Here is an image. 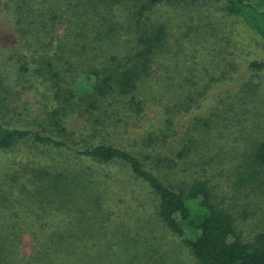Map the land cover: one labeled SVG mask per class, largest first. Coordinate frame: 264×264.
<instances>
[{
	"label": "trees",
	"instance_id": "16d2710c",
	"mask_svg": "<svg viewBox=\"0 0 264 264\" xmlns=\"http://www.w3.org/2000/svg\"><path fill=\"white\" fill-rule=\"evenodd\" d=\"M208 3L263 56L181 124L238 70L207 63L220 19L177 38L165 19ZM0 26V264H264V229L235 217L264 219V0H0Z\"/></svg>",
	"mask_w": 264,
	"mask_h": 264
},
{
	"label": "rangeland",
	"instance_id": "374dc122",
	"mask_svg": "<svg viewBox=\"0 0 264 264\" xmlns=\"http://www.w3.org/2000/svg\"><path fill=\"white\" fill-rule=\"evenodd\" d=\"M172 10V11H171ZM208 16L211 21H214L215 24H218V19H220L219 22V43L222 46V53L221 55L218 54V56H212L210 58V61L207 62L211 65V63L214 65L211 67L210 70H214L215 67L220 66V68H216V75L220 73H224L226 77L230 76V67L228 65V62H234L238 70L234 72V79L232 82H229V84L224 85L220 84L218 87L219 89L211 90L208 95L206 96V101L202 102L196 108H193V112L189 113L188 115H181L178 117L177 120H179L181 124L187 123L193 116L199 115L200 113L207 110L209 107L213 106L215 104V95H217L218 92H224L225 90L237 88L239 85H241V76L245 74L246 69V63L247 61H250L251 59H260V56H263L260 54L259 56V50L256 43V37L253 35L252 32H248V30L244 27V24L239 19H232V18H225L224 14L221 13V7L217 4H205V5H199L196 7H186V6H176L175 8L172 6L169 8V10L166 12L165 19L167 17L171 18L168 23L170 24L169 28L174 31V35L177 38L179 35V27L181 25H190L193 27L200 26L204 24L205 19H203V16ZM195 18V24L191 21H188L190 17ZM208 20L206 19L205 22ZM217 22V23H216ZM186 29L188 27L186 26ZM182 31V30H180ZM187 36L181 39L180 41H183L184 43L183 47L186 50L188 54V64L197 63L199 64V68L203 69L204 62H203V55L197 53L193 54L192 48L193 47H200L206 40H204V37L202 40L200 38L196 37V34L194 32H187ZM233 33V35H232ZM213 36L210 37V41H215L212 39ZM231 38V39H230ZM201 40V41H200ZM15 42V39L10 31L8 29H3L0 26V49H6L9 48L13 43ZM215 43V42H214ZM209 47L213 50H218V44L217 41L215 44H209ZM220 51V52H221ZM196 55V56H195ZM186 55L184 54L182 56L183 60L185 59ZM207 65V64H206ZM214 73V72H212ZM240 78V79H239ZM17 90V89H16ZM43 91V90H41ZM29 94V95H28ZM25 95L27 98L33 100L34 99V93H28ZM41 96H36L33 100V103L31 105L40 104L41 101L39 100ZM24 99V98H23ZM38 100V101H37ZM43 102V100H42ZM30 103V102H29ZM178 123V124H179ZM259 203V202H258ZM250 204V205H249ZM249 204H240L238 206V209L235 212V217L237 218V231L241 233L242 237L245 240H251L258 232L262 231L264 229V219L262 218L263 215L261 213V210ZM246 212V215L245 213ZM189 255V254H187ZM185 255V264H196L195 260L191 255L187 256ZM172 264H177V262H173Z\"/></svg>",
	"mask_w": 264,
	"mask_h": 264
}]
</instances>
